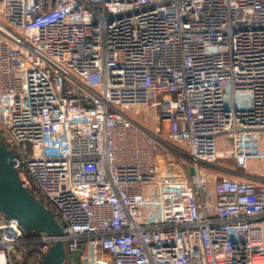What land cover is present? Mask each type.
<instances>
[{
    "label": "built area",
    "instance_id": "1",
    "mask_svg": "<svg viewBox=\"0 0 264 264\" xmlns=\"http://www.w3.org/2000/svg\"><path fill=\"white\" fill-rule=\"evenodd\" d=\"M221 136L238 167L264 142V0H0V142L63 234L0 213V264H264V175L217 177Z\"/></svg>",
    "mask_w": 264,
    "mask_h": 264
},
{
    "label": "water",
    "instance_id": "2",
    "mask_svg": "<svg viewBox=\"0 0 264 264\" xmlns=\"http://www.w3.org/2000/svg\"><path fill=\"white\" fill-rule=\"evenodd\" d=\"M15 156L0 142V213L16 221L25 234L43 233L61 237L62 229L52 212L26 190L14 167ZM66 251L57 241L42 257V264H65Z\"/></svg>",
    "mask_w": 264,
    "mask_h": 264
},
{
    "label": "rangeland",
    "instance_id": "3",
    "mask_svg": "<svg viewBox=\"0 0 264 264\" xmlns=\"http://www.w3.org/2000/svg\"><path fill=\"white\" fill-rule=\"evenodd\" d=\"M137 125L143 127V128H146V129H149L150 126L149 125H145L144 124V121L143 119H145L146 115L145 113H143L142 110H132V111H129V114H127ZM148 120V119H146ZM149 121V120H148ZM150 122V121H149ZM151 129V128H150ZM165 132H166V129H164ZM233 149V146L231 145V148H227L225 149L223 152H221L223 154V157L220 158L218 161H217V167H218V172L222 174H226L228 175L229 174V171H233L234 173H240V172H244L245 170H240L238 169V160L235 159V157H233L234 155H228ZM163 156H160L159 158L161 159ZM164 159V157H163ZM179 162L181 164V166H178V163L176 161L174 162H170V163H167L169 166H176L177 169H181L182 165L183 167H187L188 168V162L186 159L184 158H179ZM257 174H260V175H264V170H254ZM254 174V172H253ZM231 175V174H229ZM236 174L232 175L234 178H237V179H246V178H239L238 176H235ZM257 178L259 179H263V177L261 176H258ZM77 258H78V252L76 253H72L70 255V260L72 263H76L77 262Z\"/></svg>",
    "mask_w": 264,
    "mask_h": 264
},
{
    "label": "crops",
    "instance_id": "4",
    "mask_svg": "<svg viewBox=\"0 0 264 264\" xmlns=\"http://www.w3.org/2000/svg\"><path fill=\"white\" fill-rule=\"evenodd\" d=\"M231 145V142H229L225 137L221 136L217 138L216 146L219 152H223L225 149L231 148ZM244 153L249 155L250 158L245 167H238V169L245 171L243 173H234L233 171H229V174H236L235 176H238L239 178H246L248 180L257 179V177L261 175L257 174L254 170H264V142L262 141L258 144L254 142L248 143L244 148ZM216 176L220 177L221 174H216Z\"/></svg>",
    "mask_w": 264,
    "mask_h": 264
}]
</instances>
